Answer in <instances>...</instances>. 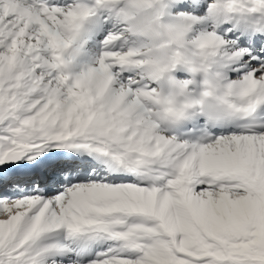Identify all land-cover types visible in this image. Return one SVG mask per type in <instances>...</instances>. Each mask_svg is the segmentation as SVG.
Returning a JSON list of instances; mask_svg holds the SVG:
<instances>
[{
	"label": "snow or ice",
	"instance_id": "6c2138e0",
	"mask_svg": "<svg viewBox=\"0 0 264 264\" xmlns=\"http://www.w3.org/2000/svg\"><path fill=\"white\" fill-rule=\"evenodd\" d=\"M0 264H264V0H0Z\"/></svg>",
	"mask_w": 264,
	"mask_h": 264
}]
</instances>
